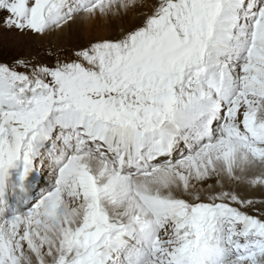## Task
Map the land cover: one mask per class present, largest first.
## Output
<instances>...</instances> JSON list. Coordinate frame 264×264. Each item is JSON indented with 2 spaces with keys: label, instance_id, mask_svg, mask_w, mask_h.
I'll use <instances>...</instances> for the list:
<instances>
[{
  "label": "snow or ice",
  "instance_id": "6c2138e0",
  "mask_svg": "<svg viewBox=\"0 0 264 264\" xmlns=\"http://www.w3.org/2000/svg\"><path fill=\"white\" fill-rule=\"evenodd\" d=\"M0 264H264V0H0Z\"/></svg>",
  "mask_w": 264,
  "mask_h": 264
}]
</instances>
